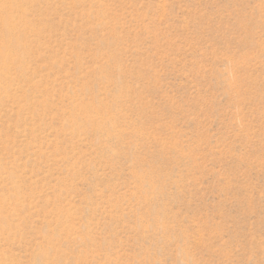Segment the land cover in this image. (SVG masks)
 Masks as SVG:
<instances>
[{"label":"rangeland","instance_id":"1","mask_svg":"<svg viewBox=\"0 0 264 264\" xmlns=\"http://www.w3.org/2000/svg\"><path fill=\"white\" fill-rule=\"evenodd\" d=\"M16 2L0 264H264V0Z\"/></svg>","mask_w":264,"mask_h":264},{"label":"bare ground","instance_id":"2","mask_svg":"<svg viewBox=\"0 0 264 264\" xmlns=\"http://www.w3.org/2000/svg\"><path fill=\"white\" fill-rule=\"evenodd\" d=\"M16 1L18 0H4L3 3L0 2V10L2 13V28L0 31V60L7 59L9 53L14 48V46L17 45L19 40L16 36L17 33H15V31H19V29L15 30L19 26L15 28L16 25H13L8 19V13L10 12L8 10H10L14 4L16 5ZM5 3H7L8 5H4Z\"/></svg>","mask_w":264,"mask_h":264}]
</instances>
